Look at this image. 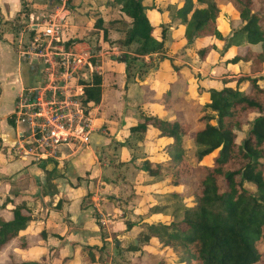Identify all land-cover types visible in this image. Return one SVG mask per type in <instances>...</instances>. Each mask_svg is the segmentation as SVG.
<instances>
[{
    "label": "trees",
    "instance_id": "1",
    "mask_svg": "<svg viewBox=\"0 0 264 264\" xmlns=\"http://www.w3.org/2000/svg\"><path fill=\"white\" fill-rule=\"evenodd\" d=\"M161 2L163 10L155 3L145 5L144 0H107L106 5L117 4L119 12L129 19L121 43L133 45L135 56L150 55L162 47L161 39L153 35L159 25L156 18L162 14L169 21L178 19L183 24L182 37L196 48L209 45L207 53L214 48L211 39L225 44L222 52L233 46L234 52L222 62L241 64L246 70L202 85L196 78L182 76L159 91L143 85L138 115L127 128L142 134V143L150 151L131 187L132 197L137 199L117 204L127 213L125 228L141 225L137 242L126 250L138 253L136 264H171V249L179 253L175 264H261L264 0H225L241 22L227 38L216 26L220 9L214 1L180 0V6L178 1ZM92 13H88L90 22ZM102 21L97 11L92 26L99 28ZM171 67L175 71L176 67ZM82 84V103L98 105L100 75L93 73L91 81ZM186 85L191 87L192 97H186ZM182 96L199 114L195 129L175 115L173 104ZM210 155V163H202ZM164 168L170 169L171 177L169 188L160 191L167 180ZM157 190L159 202L152 196ZM190 196L193 201L187 204L185 198ZM31 202L29 196L17 192L5 195L0 202V264H35L17 259L33 236L31 231L21 234L34 221Z\"/></svg>",
    "mask_w": 264,
    "mask_h": 264
},
{
    "label": "rangeland",
    "instance_id": "2",
    "mask_svg": "<svg viewBox=\"0 0 264 264\" xmlns=\"http://www.w3.org/2000/svg\"><path fill=\"white\" fill-rule=\"evenodd\" d=\"M161 1L163 0H144V4L150 5L151 3H155L157 7L161 8L160 10H163L164 4ZM168 1H178L177 5H181L180 0ZM208 1H214L220 9V12L217 14L218 22L216 26L223 36L229 37L235 27L241 25L236 13L228 6L225 0ZM43 2L45 5L42 10L37 8L35 11H29L23 5L21 12L26 14L25 20L27 22L20 25L15 24V29L17 33L22 32V35H24L25 46L23 47L26 50L29 48L33 52L35 55L33 59H35V63L40 67L38 68L39 72L36 77L38 83L31 85L27 89H35V91L41 93L42 99L49 100L51 97L53 100L50 101H61L57 102L56 105L54 103L55 106L52 105L50 115L52 117L57 115L59 117L57 121L67 129H70L69 127L74 120L75 122H79L82 119L87 124L89 118L100 116L97 115L99 110L95 112L98 105L83 104L81 99L82 83L90 82L93 73H97L101 77V94L105 93L107 109H109L106 110V112L108 111L106 115L108 119L114 122H118L126 113L133 116L131 122L135 120L139 111L138 103H140L144 92L143 85H146L143 83H149L152 77L150 74L158 68L168 69L169 73L164 74L161 78L163 82L166 81L165 77L170 75L172 81L176 77L178 78V76L179 78L182 76L184 79L193 77V79H197V83L200 85L205 83V78H232L243 73L236 66L222 62L234 52L233 46L225 48V52L227 51L225 53L222 52L225 44H221L216 39H211L210 42L214 44V48L209 53H207L209 45L205 48H196L192 44V41H186L182 37L183 24H180L178 19L169 21L162 14L159 18H156L155 24L159 23V25L154 28L153 35L157 39H161L162 47L158 52L150 55L135 56L132 53L133 45L125 46L121 43L129 27V19L119 12L117 4H113L112 6L106 5L107 0H43ZM89 11L91 13L94 12L91 14V22L89 20ZM97 11H99L100 18L103 20L102 26L99 28L92 26ZM150 17H152L151 13ZM46 26H51L54 29V33L51 35L43 34V29ZM123 59L125 60L121 61ZM171 65L176 67L175 71ZM185 89L186 97L188 95L192 97L190 92L191 87L186 85ZM25 91L26 89L22 92L24 93ZM186 97H179L173 104V109L180 122H188L191 124V128L195 129L198 126L196 119L199 114L192 110L191 103ZM63 102L69 103V105L66 106ZM111 104L113 105L110 106ZM24 111L26 109L22 108V112ZM13 115H11L10 119L13 124L17 125L18 123L14 121ZM79 118L81 119L79 120ZM19 125L24 130L27 127L24 123H20ZM92 126L93 123H91V131L93 130ZM29 130L31 131V129ZM101 130L102 126L99 128V133H102L100 132ZM30 131L26 133L29 134ZM31 132L35 138H38L39 132L37 134L33 131ZM130 134V141L126 140L123 144L132 150L131 154L134 157L138 159L142 158L146 150L136 143L137 140L140 141L142 134L135 132H130ZM29 135L30 142L26 147H35L36 153L52 149L53 152L46 157L50 158L54 156L55 144L49 146L40 145L39 147V143L34 141L31 134ZM109 146H111L112 152L104 148L103 153L98 158L101 170L105 172L99 180L103 182L105 179L110 180V178H113L116 184L114 187L116 193L122 199H127V203L130 198L135 201L137 198L132 197L130 184L135 169H142V163L137 160H134L132 163L119 160L118 147L113 142ZM69 147L71 149L76 148L72 145ZM211 157L210 155L203 158L202 163L209 164ZM32 160L40 162L45 159H35L34 154ZM139 163L141 165H138ZM137 165L138 167H136ZM162 173L168 181L163 180V187H160V191L169 188L167 183L171 177L169 168H164ZM100 181L96 182L97 191L104 187V183L100 184L101 187H99L98 183ZM157 191L153 192L152 196L159 202L160 192L159 190ZM100 199L101 195L99 196L97 193L92 196V208L95 209V205L101 202ZM120 201L123 202L124 200ZM192 201L191 196L185 198L187 204H191ZM101 204L102 212H95V223L100 230L105 229L108 232V237L111 240L115 234L109 233V231L115 228V224L110 223L111 218L108 219L106 216L111 214L108 207H106L105 203ZM6 217H8V214H6ZM114 220L122 222V217L117 216ZM140 226L138 225L139 228ZM139 228L134 227L130 231L127 240L129 243L132 238L137 237ZM109 243L110 241L108 245L107 243H105L106 245L104 244L105 256L99 261L100 264L107 262L110 264L137 263L138 258L136 253H132V251H125L124 255H122V252L118 253L120 257L114 259L116 253L111 249ZM262 252L263 262L261 264H264V247L262 248ZM92 253L95 256V251ZM178 257L179 253L176 249L168 251V261L171 264H175ZM83 259L89 260L87 255Z\"/></svg>",
    "mask_w": 264,
    "mask_h": 264
},
{
    "label": "crops",
    "instance_id": "3",
    "mask_svg": "<svg viewBox=\"0 0 264 264\" xmlns=\"http://www.w3.org/2000/svg\"><path fill=\"white\" fill-rule=\"evenodd\" d=\"M23 5L29 11H35L37 8L44 9L45 4L43 0H0V202L5 195L13 192L29 196L32 199L30 207L34 216L31 226L21 231V234L31 231L33 236L28 239L26 251L17 254V259L35 264H100L99 261L105 256L104 244L108 245L109 241L111 249L116 253V259L120 257L118 253L122 252L124 255L125 251H129L126 250L129 244L137 242V237L132 238L130 243L127 240L130 231L139 227L134 225L125 228L123 221L127 213L117 207V204L120 200L125 202L127 199H122L116 193L113 178L103 182L99 180L105 172L101 170L98 158L104 148L112 152L109 144L113 142L118 147L119 160L126 163L137 160L142 163L149 154L150 147L142 143V136L136 143L146 150L145 155L138 159L131 154L132 150L124 146L123 142L130 141L131 134L127 127L136 117L133 122V116L127 113L118 122L108 119L106 95L102 93L95 110H99L97 115L100 116L88 119L86 141L68 140L55 147L53 157L40 162L32 160L33 152L26 147L30 142V135L21 128L20 123L15 125L10 119L16 97L23 90L38 83L36 77L40 68L33 59V52L23 47L24 35L22 32L17 33L15 29V24L27 22L26 14L21 12ZM234 66L243 73L246 70L244 65ZM167 73L168 69L158 68L150 74V82L143 84L150 85L156 91L163 90L177 79L176 77L172 81L170 75H167L163 82L161 78ZM209 80L210 78H205L204 84H208ZM101 126L102 133H99ZM70 145L76 148L71 149ZM140 172L141 169H135L130 187L134 185ZM99 181V187L103 183L104 187L97 191L96 182ZM96 193L101 195V202L94 209L92 196ZM101 203H105L110 210L111 214L106 215L108 219L111 218L109 222L115 224V228L109 231L115 234L111 240L108 232L105 229L100 230L95 223L94 215L102 212ZM117 216L122 217V222L114 220ZM140 230L141 228L137 234ZM39 232L41 236H38ZM132 253L138 256L137 252ZM86 255L88 261L83 259ZM114 259L112 258L113 261Z\"/></svg>",
    "mask_w": 264,
    "mask_h": 264
},
{
    "label": "built area",
    "instance_id": "4",
    "mask_svg": "<svg viewBox=\"0 0 264 264\" xmlns=\"http://www.w3.org/2000/svg\"><path fill=\"white\" fill-rule=\"evenodd\" d=\"M53 33L54 29L51 26H46L43 29V34L45 35H51ZM16 99L17 100L14 105L13 119L16 123L26 124L27 127H25V130L27 132H29V129H31V131L35 132L36 134L37 132L40 133L38 134V138H35L31 131L29 133L32 135L34 141H37L39 143V147L40 145L49 146L54 144V147H56L57 144L72 139H77L82 142L86 141L87 133L89 130V128L87 127L88 121L86 124L85 121L81 119L82 117L79 118V120L81 119V121L79 122H75V120L72 119L74 120V122L70 127L68 126L70 129H67L65 126H63V124L57 121L59 119L57 115H55V117H52L50 115V113L52 112V105H54V103L56 105L57 102L61 101H50L53 100L51 99V97L49 100L42 99L41 93L35 91V89H26V91L24 93H20L16 97ZM63 103L66 106L69 105V103ZM22 108H25L26 111L22 112ZM28 149L33 152V155L35 154V159H45L48 154H51L53 152V150L51 149L36 153L35 147H28Z\"/></svg>",
    "mask_w": 264,
    "mask_h": 264
}]
</instances>
